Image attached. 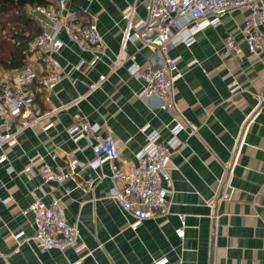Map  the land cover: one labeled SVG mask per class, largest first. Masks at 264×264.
Here are the masks:
<instances>
[{
  "label": "crops",
  "instance_id": "1",
  "mask_svg": "<svg viewBox=\"0 0 264 264\" xmlns=\"http://www.w3.org/2000/svg\"><path fill=\"white\" fill-rule=\"evenodd\" d=\"M144 1H67L62 14L74 13L82 23L95 25L103 56L92 67L74 69L89 61L93 50H81L62 33L65 47L55 59L67 76L50 91L38 82L29 87L30 118L48 116L20 131L15 145L0 148L7 157L0 164V264H154L163 258L166 264H264V52L248 51L242 28L249 11L234 10L218 26L205 27L193 44L171 47L177 107L161 110L156 98L140 96L144 83L130 74L132 63L145 68L156 54L139 41L121 46L126 9L134 5L135 19L145 18ZM28 13L40 18L31 8ZM228 37L238 53L222 54ZM26 64L39 77L50 71L39 54L29 56ZM15 72L0 71V94ZM101 78L98 89L72 104ZM63 105L68 107L51 113ZM78 117L112 138L127 170L137 166L147 133L155 131L165 143L170 127L181 123L178 142L170 149L168 214L134 224L115 205L108 197L114 186L108 164L85 166L94 158L91 147L66 133ZM8 120L9 130H15L20 119ZM54 152L56 159L50 157ZM71 159L85 165L62 183L43 182L42 163L66 171ZM28 166L31 173L24 172ZM221 193L228 198H220ZM35 200L59 202L67 222L77 226L75 246L63 251L35 246L33 215L27 212ZM178 215L185 216L182 238L174 233ZM11 234L21 238L15 241Z\"/></svg>",
  "mask_w": 264,
  "mask_h": 264
},
{
  "label": "built area",
  "instance_id": "2",
  "mask_svg": "<svg viewBox=\"0 0 264 264\" xmlns=\"http://www.w3.org/2000/svg\"><path fill=\"white\" fill-rule=\"evenodd\" d=\"M68 0H56L52 6H36L31 8L37 13L39 34L29 43L28 51L31 55L39 54L44 65L50 68L49 73L39 77L31 65H26L16 71L11 83L5 84L0 94V148L16 144L17 134L23 129L41 124L47 114L30 118V106L33 96L30 92L35 82L45 91H50L64 76V69L59 65L55 56L65 47L60 34L75 43L81 50H93L89 61H81L74 69L83 64L92 67L100 61L103 53L98 49L101 46V37L94 24L82 23L74 13L62 14ZM143 7L146 17L135 19L134 5L126 9V26L122 33V50L128 42L142 43L153 50L157 60L145 68L135 63L130 66V74L144 83L140 96L145 99L156 98L161 110L176 109L177 102L172 98L173 71L176 69V60L168 56L172 46L183 44L189 46L196 41V36L205 27H216L222 17L237 10L247 9L242 34L248 51L252 55L264 52V0H145ZM237 44L231 37L224 43L223 55L238 53ZM123 57L113 62V67L121 64ZM103 78L91 83L87 91L78 96L72 104L85 99L99 88ZM264 104V97H260ZM68 107L60 106L51 113H56ZM9 117H18L20 120L15 130H9ZM183 129L181 123L176 122L170 127V139L163 143L155 131L146 134L147 145L137 155V166L127 170L121 166L120 154L109 135L102 136L99 126L88 123L78 117L66 128V133L73 142L85 140L91 147L94 158L87 165L76 159L67 163V170L53 168L47 163L39 167V174L44 183L54 181L62 183L70 178L75 170L82 166L96 169L102 163H107L110 170V179L114 186L108 197L123 212L134 219V224L157 216H165L169 212V197L172 192V182L169 173L170 149L178 142V133ZM52 159L58 157L54 152ZM6 155H0V164L6 161ZM226 167L229 169L231 163ZM31 173V166L24 169ZM120 183V186H117ZM220 198L227 199L225 193ZM27 212L32 213L34 234L31 240L42 251L52 249L63 251L75 246L78 241V229L75 224L67 222L58 201L46 204L41 200L33 201ZM180 226L174 233L178 238L184 236L185 216L178 215ZM10 238L18 241L21 234H11ZM167 259L156 260L154 264H166Z\"/></svg>",
  "mask_w": 264,
  "mask_h": 264
},
{
  "label": "trees",
  "instance_id": "3",
  "mask_svg": "<svg viewBox=\"0 0 264 264\" xmlns=\"http://www.w3.org/2000/svg\"><path fill=\"white\" fill-rule=\"evenodd\" d=\"M54 0H0V71H18L31 56L29 43L39 26L28 9L49 6Z\"/></svg>",
  "mask_w": 264,
  "mask_h": 264
},
{
  "label": "water",
  "instance_id": "4",
  "mask_svg": "<svg viewBox=\"0 0 264 264\" xmlns=\"http://www.w3.org/2000/svg\"><path fill=\"white\" fill-rule=\"evenodd\" d=\"M86 91H87V90H86ZM86 91H85V92H86ZM81 92H82V91H81ZM81 92H80V93H81ZM85 92H84V93H85ZM81 95H82V94H81Z\"/></svg>",
  "mask_w": 264,
  "mask_h": 264
}]
</instances>
